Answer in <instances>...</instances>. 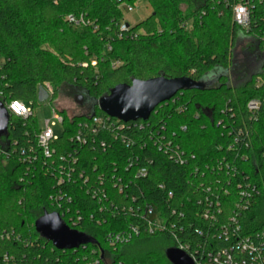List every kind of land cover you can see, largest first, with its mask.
I'll use <instances>...</instances> for the list:
<instances>
[{
    "label": "trees",
    "instance_id": "obj_1",
    "mask_svg": "<svg viewBox=\"0 0 264 264\" xmlns=\"http://www.w3.org/2000/svg\"><path fill=\"white\" fill-rule=\"evenodd\" d=\"M146 1L152 13L122 31L124 14L117 0H0L3 106L12 100L36 106L38 87L44 82L53 87L52 102L64 89L94 100L84 113L60 109L64 131L49 159L36 146L37 117L24 119L7 110V132L0 137V264H172L166 251L176 244L173 234L150 235L142 216L145 208L152 205L179 221L184 229L176 232L179 240L196 243L203 238L196 230L208 227L199 218L198 199L208 187L211 193L227 187L228 210L238 198L236 182H244L246 176L258 184L261 194L244 214L245 233L264 227V102L257 119L247 110L250 100H264V84L256 86L260 72H255L234 87L228 73L235 66L231 48L239 33L253 38L255 48H264V0H254L248 32L234 24L232 9L223 0ZM69 14L83 15L89 24L74 26L66 20ZM217 71L215 83L183 89L159 104L147 121L133 122L125 131L129 146L109 135H101L106 148L72 140L79 124L91 115L106 116L98 101L119 84L158 76L199 81ZM243 120L251 151L246 150L247 160L234 162L238 172L228 186L227 174L215 165L233 140L229 129L239 132ZM163 139L188 153L189 162L175 163L160 148ZM68 154L77 156L75 180L59 182L51 169ZM35 155L37 160L31 162L28 156ZM227 155L232 160V154ZM140 168L147 175L137 176ZM93 189L99 196H93ZM57 195L64 197L58 200ZM55 211L69 225L73 216L74 228L95 242L85 248H56L34 226L39 217ZM180 212L185 218L178 220ZM131 226L140 228L138 236L128 243L110 242V234Z\"/></svg>",
    "mask_w": 264,
    "mask_h": 264
},
{
    "label": "built area",
    "instance_id": "obj_2",
    "mask_svg": "<svg viewBox=\"0 0 264 264\" xmlns=\"http://www.w3.org/2000/svg\"><path fill=\"white\" fill-rule=\"evenodd\" d=\"M120 4V8L123 11L125 9L129 11L134 10V4L129 0H117ZM224 3L232 9V19L234 24L241 30L248 32L251 28L252 16L255 10L254 0H223ZM66 20L74 26H82L89 24L83 15L75 16L69 14ZM131 24L126 22L125 17L121 24V30H128ZM258 54L261 59L260 74L256 78V86L260 87L264 84V48L258 49ZM96 65V62H92ZM86 66L87 63H84ZM45 92V97L48 98L53 96L54 90L50 83L44 82L39 87ZM264 102L258 99L250 100L247 104V110L250 113L251 119L258 118V111L261 104ZM6 109L24 119L35 117L34 105L32 101L23 100H12L6 106ZM231 111L230 108H228ZM106 114V113H105ZM233 117V116H232ZM138 121V120H137ZM137 121L125 122L121 119L111 117L106 114L103 115H91L88 121L80 123L77 132L73 135L72 140L80 144L94 143L96 146L106 148L108 143L101 135H109L114 139H120L126 143L127 146L132 144L127 138L125 131L131 129V124ZM144 121V120H143ZM147 121V120H146ZM64 116L57 106H52V117L48 118L44 122L43 128L39 127V131L36 135V146L42 155L49 159L56 154L55 142L60 138L64 131L63 127ZM219 123H223L220 121ZM228 123H224V127H227ZM62 127L60 134L55 133L56 126ZM233 126V124H231ZM230 134L233 136V140L228 146L227 153L232 154V160L229 158L227 153L216 161V166L220 171L227 174L226 184L229 186L234 182V177L238 172L237 164L234 163L237 160H247L249 155L246 150L251 151L250 133L248 130L247 123L243 120L242 128L239 132L234 129H229ZM239 133V134H238ZM242 135L243 138L240 136ZM154 139V137H153ZM160 148H164L165 152L169 154L170 158L178 164H187L190 160V155L183 149H180L178 145H172L171 142L164 143V139L160 144ZM256 156L254 152H251ZM192 158L194 157L191 155ZM31 162L37 160V156H28ZM60 162L57 167H52V173H58L59 182H66L75 180L73 175L75 174L74 165L77 163V156L75 154L61 155L59 157ZM147 175L145 168H140L137 172V176ZM83 176V173H80ZM217 184L220 186L222 179L217 176ZM239 189L238 198L234 199L228 210H225L226 197L231 195V191L227 187H223L222 192L213 191L212 187H208V192L204 193L203 197L198 199V204L202 207V210L198 213L199 218L208 223L206 230L197 229L196 232L203 236L201 240L193 243L190 239L180 241L177 235V230L184 231L183 226H180L179 221L170 220L165 217L156 207L150 205L145 208L142 216L145 218L147 223L146 231L150 235L156 233H171L175 241L174 248H177L185 252L193 261V264H264V227L255 231L245 233L247 227V219H244V214L248 211L252 205L253 199L260 196L261 188L258 184L248 176L245 177L244 182H236ZM122 192V186H119ZM90 190V189H89ZM93 196H96L99 191L93 189L91 191ZM105 197V195H102ZM64 196L57 195V199L60 200ZM57 212V211H55ZM64 223L70 228L75 229V223L73 216L70 217L69 225L62 214L57 212ZM176 210L173 211L172 215H176ZM178 220L185 218V214L180 212L177 216ZM248 224V223H247ZM76 230V229H75ZM78 231V230H77ZM140 234V228L131 226L124 232H118L110 234V242L114 245L119 243H128L136 235ZM45 238V237H44ZM224 242V244H221ZM88 244L80 245L85 248ZM77 249V248H75ZM66 250V249H62Z\"/></svg>",
    "mask_w": 264,
    "mask_h": 264
},
{
    "label": "water",
    "instance_id": "obj_3",
    "mask_svg": "<svg viewBox=\"0 0 264 264\" xmlns=\"http://www.w3.org/2000/svg\"><path fill=\"white\" fill-rule=\"evenodd\" d=\"M213 84V83H211ZM190 77L168 78L158 76L147 80L134 79L131 84H119L98 102L100 109L111 117L125 122L148 120L155 108L174 97L183 89H203L211 85ZM82 96L76 97L82 103ZM9 115L0 101V137L7 132ZM35 229L58 249H75L80 245L95 242L86 233L70 228L57 212H46L34 223ZM172 264H193L183 251L171 247L166 251Z\"/></svg>",
    "mask_w": 264,
    "mask_h": 264
},
{
    "label": "rangeland",
    "instance_id": "obj_4",
    "mask_svg": "<svg viewBox=\"0 0 264 264\" xmlns=\"http://www.w3.org/2000/svg\"><path fill=\"white\" fill-rule=\"evenodd\" d=\"M151 13L152 7L150 4L146 0H140L134 4L133 11L125 9L124 17L127 23L133 25L145 19ZM257 50L258 48H255L253 38L239 33L235 44L231 48L232 61L235 65L228 71L231 85L234 87L242 86L250 74L260 70L261 59ZM217 75L218 71L206 77L204 79L205 83H215ZM80 96H82V103L76 101V97ZM51 100V97H45V92L38 88L36 98L37 105L34 106V113L36 114L38 126L40 128H43L46 119L52 117V106L65 109L70 113L74 112L75 114H80L89 111L92 103H94V100L90 98L86 99L81 92L69 89H64L56 101L52 102ZM61 132L62 127L59 125L56 126L55 133L60 134ZM172 243V241H169V244Z\"/></svg>",
    "mask_w": 264,
    "mask_h": 264
}]
</instances>
